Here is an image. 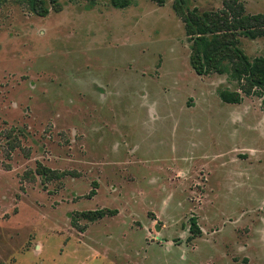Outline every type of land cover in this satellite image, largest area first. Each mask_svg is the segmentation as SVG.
Listing matches in <instances>:
<instances>
[{
    "label": "rangeland",
    "instance_id": "374dc122",
    "mask_svg": "<svg viewBox=\"0 0 264 264\" xmlns=\"http://www.w3.org/2000/svg\"><path fill=\"white\" fill-rule=\"evenodd\" d=\"M174 1L0 0V264H264L262 99L193 70Z\"/></svg>",
    "mask_w": 264,
    "mask_h": 264
},
{
    "label": "trees",
    "instance_id": "16d2710c",
    "mask_svg": "<svg viewBox=\"0 0 264 264\" xmlns=\"http://www.w3.org/2000/svg\"><path fill=\"white\" fill-rule=\"evenodd\" d=\"M160 6L165 0H153ZM133 0H111L116 8H126ZM219 10L201 11L187 9L186 0H175L174 12L184 24L190 44L189 62L198 75L228 74L237 84V90L219 91L220 99L229 104H240L243 96L256 95L262 99L264 110V57L251 60L241 48V37L257 39L264 37V14H247L242 0H222ZM36 10V9H35ZM61 178L64 173H56ZM100 218L104 212L94 214ZM193 233H199L195 221Z\"/></svg>",
    "mask_w": 264,
    "mask_h": 264
}]
</instances>
